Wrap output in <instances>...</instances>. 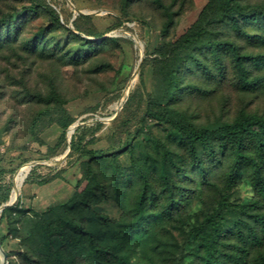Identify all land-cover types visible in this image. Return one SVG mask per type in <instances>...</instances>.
<instances>
[{
	"label": "rangeland",
	"instance_id": "rangeland-1",
	"mask_svg": "<svg viewBox=\"0 0 264 264\" xmlns=\"http://www.w3.org/2000/svg\"><path fill=\"white\" fill-rule=\"evenodd\" d=\"M208 1L162 0L176 13L164 46L160 29L165 17L153 0H0V26L18 19L22 29L17 42L0 48V193L9 186L8 201L15 176L30 166L11 205L19 199L21 210L29 213L5 212L0 221L1 237L7 232L6 215H10V235L0 244L6 264H34L24 239L37 220L35 214L67 201L77 182V192L90 208L73 211L76 220L96 228L100 225L94 213L111 223L128 220L139 186L131 157L149 175L154 193L149 211L155 217L148 227L164 245L153 250L150 243L137 250L129 264H205V233L218 242L223 264H254L255 257L264 254V193L252 187L248 168L243 166L236 183L229 186L225 179L230 148L215 145L213 156L198 145L203 181L173 123L181 120L196 128L214 129L231 123L241 112L264 118V83L252 91L240 89L227 54L223 55L222 80L200 72L191 55L178 58L175 54V42ZM243 3L251 6L248 11L264 14V0ZM242 28L262 36L263 42L237 37L228 23L209 29L212 39L228 40L240 52H264L262 21L243 23ZM30 38L46 44L49 51L26 52L21 43ZM72 54L77 55L76 62ZM195 55L213 69L205 47ZM170 69L178 73L173 93L164 80ZM250 70L252 77L264 76V68ZM51 87L67 100L63 109L73 119L63 138L56 124L63 114L55 108L33 123L44 105L23 96L47 94ZM245 146L247 152H254L251 138L245 139ZM90 153L95 154L93 160ZM88 161L95 174L93 191L83 175ZM113 173L123 176L118 192L122 204L116 202ZM28 177L34 182L26 183ZM38 181L47 183L39 185ZM169 190L178 204L170 216H156ZM208 218L214 225L211 228ZM251 229L258 243L251 240ZM78 264L110 263L93 258Z\"/></svg>",
	"mask_w": 264,
	"mask_h": 264
},
{
	"label": "trees",
	"instance_id": "trees-1",
	"mask_svg": "<svg viewBox=\"0 0 264 264\" xmlns=\"http://www.w3.org/2000/svg\"><path fill=\"white\" fill-rule=\"evenodd\" d=\"M159 8L165 21L160 29V36L163 39L162 44L166 46L165 37L169 28L174 24V16L170 8L162 0H153ZM250 5L243 3V0H209L206 6L199 14L196 21L190 28L181 35L175 42V54L178 58L182 56H192L194 66L203 74L216 77L222 80L224 77L223 55L227 54L232 63V68L236 77V84L244 91H252L258 85L264 83V76H251L252 70L260 71L264 68V52L247 53L240 52L239 48L228 40L212 39L210 36V27L215 24L228 23L237 37L244 39L249 43H261L263 37L260 35L248 34L243 28V23L262 21L264 24V14L255 11H248ZM23 24V23H22ZM20 21L13 20L7 23L5 27L0 26V48L18 41L21 33ZM56 46V45H55ZM21 47L30 54L39 52L45 54L49 51L46 44H37L33 38L25 39ZM206 48L213 69L203 60L195 55L196 51ZM72 62H76V54L71 55ZM177 70L170 69L164 75V80L169 93H173L177 88ZM53 86V85H52ZM199 91L197 87H191ZM29 101H34L44 105L39 109L33 123H37L42 117L49 114L51 110L57 108V112L63 114L57 121L58 127L62 130L60 138H63L64 131L73 122V119L65 113L63 106L67 100L63 98L53 87L48 93L33 92L23 95ZM180 132L181 139L186 145V151L192 166L196 169L199 176L205 181V170L202 161L197 154V146L203 147L207 153L214 156V146L224 149L230 148L231 162L226 174V184L234 185L243 166L247 167L250 174L252 187L258 193H264V118L256 114L241 112L231 123L220 125L214 129L196 128L187 122L177 120L173 122ZM186 123V124H185ZM71 128L68 131L70 134ZM253 140L254 152H247L245 139ZM93 160L94 153H90ZM99 158V157H98ZM131 167L134 169V175L139 181V186L135 194L132 207L130 208V218L110 222L105 216L93 214L96 223L100 227L85 226L79 220H76L71 214L73 211L87 210L90 208L89 201L80 196L77 189L80 185L76 184V191L65 202L49 207L42 213H36L37 220L30 229L29 235L24 239L25 250L30 255V260L34 264H78L91 259H102L110 264H129L130 256L137 250L147 247L152 243V249L164 245L156 235L151 232L148 222L155 214L149 211V204L154 196L153 187L148 173L139 166H136L133 158L130 159ZM87 187L94 190L96 180L94 170L90 161L86 165L83 173ZM122 175L113 173L112 187L116 195V202L122 204L118 196L120 181ZM34 182L28 177L26 183ZM46 181H38L39 185L46 184ZM9 186L4 193H0V205L8 201ZM99 190V194H100ZM96 197V194L93 195ZM178 201L174 194L169 190L167 201L162 210L156 216H170L172 210ZM5 212L13 215L22 216L29 213V210H21L20 200L18 199L13 206L6 207L0 214V221ZM10 215H6L7 232L0 237L2 240L10 235ZM210 228L213 225L212 219L206 221ZM216 231V229H212ZM252 242L258 243V237L253 235L250 230ZM207 233L202 237L203 255L202 260L205 264H223L219 258L218 242ZM238 252L244 253L243 249ZM237 262L235 255L229 256ZM152 264V263H151ZM254 264H264V254H258L254 259Z\"/></svg>",
	"mask_w": 264,
	"mask_h": 264
},
{
	"label": "bare ground",
	"instance_id": "bare-ground-1",
	"mask_svg": "<svg viewBox=\"0 0 264 264\" xmlns=\"http://www.w3.org/2000/svg\"><path fill=\"white\" fill-rule=\"evenodd\" d=\"M141 51V50H140ZM142 53V52H141ZM142 56V55H141ZM138 68V66H137ZM136 76V75H135ZM130 86V84H129ZM132 87V86H130ZM129 89V88H128ZM126 94V93H125ZM123 95V94H122ZM71 132V131H70ZM64 156H61L59 159L62 161ZM35 164V163H34ZM33 165V164H32ZM30 170V166H25L16 176L14 179V186H13V191L11 194V200L14 201L15 198L17 197V192H19V188L24 180V178L26 177L27 173Z\"/></svg>",
	"mask_w": 264,
	"mask_h": 264
},
{
	"label": "water",
	"instance_id": "water-1",
	"mask_svg": "<svg viewBox=\"0 0 264 264\" xmlns=\"http://www.w3.org/2000/svg\"><path fill=\"white\" fill-rule=\"evenodd\" d=\"M36 165L33 164L32 166ZM14 203V201L11 200V198L9 199L8 203L6 204H3L2 206H0V212H2V210L8 206H11L12 204ZM0 253L2 254V260H1V263L0 264H6V258H7V255L6 253L2 252L1 249H0Z\"/></svg>",
	"mask_w": 264,
	"mask_h": 264
},
{
	"label": "built area",
	"instance_id": "built-area-1",
	"mask_svg": "<svg viewBox=\"0 0 264 264\" xmlns=\"http://www.w3.org/2000/svg\"><path fill=\"white\" fill-rule=\"evenodd\" d=\"M1 152H3V149H2V147L0 146V153H1Z\"/></svg>",
	"mask_w": 264,
	"mask_h": 264
}]
</instances>
